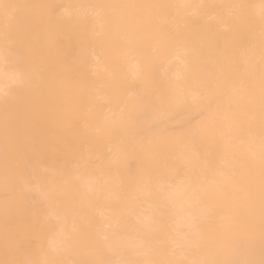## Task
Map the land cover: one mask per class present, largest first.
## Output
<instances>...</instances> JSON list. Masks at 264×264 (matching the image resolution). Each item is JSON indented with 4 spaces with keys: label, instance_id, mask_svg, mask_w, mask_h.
Wrapping results in <instances>:
<instances>
[{
    "label": "bare ground",
    "instance_id": "6f19581e",
    "mask_svg": "<svg viewBox=\"0 0 264 264\" xmlns=\"http://www.w3.org/2000/svg\"><path fill=\"white\" fill-rule=\"evenodd\" d=\"M0 2L59 6L54 13L44 7L21 9L11 25V40L7 43L0 13V90L8 83L6 68L33 67L43 73L40 87L13 88L7 106L3 91H0V260L41 259L44 258L42 250L47 258L54 259H118L120 257L99 253L90 246L88 238L95 235V229L110 224L108 235L117 232L126 235L130 242L147 228L158 229L156 235L162 237L164 231L186 216V211L181 210L189 207L188 184L192 181L199 183L203 206L207 208L200 216L201 232L205 236L223 233V241L218 242V258L252 259L259 264L264 258V243L258 202L255 208H249L237 176V187L229 189L234 191V199L224 206L217 188L223 183L222 178L217 175L216 184H213L204 180L202 171L205 157L222 162L225 172L233 169L234 156L241 162L252 159L253 154L248 151V133L255 137L258 146V104L254 110L240 107L236 111L231 135L210 134L190 146L176 136H152L143 149L137 147L129 151L127 167L122 174H135L142 164L150 167L155 176L152 195L143 194L127 180L119 184L115 174L109 173L110 164L105 157L110 152L111 138L105 135L104 129L106 122L114 119V113L125 104L131 107L136 96L146 90L166 95L170 86L179 82L193 92L205 89L215 92L223 77L246 61L254 66L258 96L264 45L260 19L262 0ZM101 4L174 7L150 10L151 27L138 30L113 26V17L119 10L88 7ZM199 4L251 7L215 10L225 17L226 23L215 18L208 9L179 7ZM213 36L218 38V43L212 42ZM185 41L189 47L187 54ZM133 50L135 56L127 55ZM213 80L217 84L209 88ZM242 95L243 92L233 93L228 87L223 89L225 99L229 96L239 99ZM195 111L191 103L172 106L158 128L177 127ZM156 123L155 113L138 114L136 126L128 134L121 133L120 139L131 143L133 135L150 136L141 129ZM6 133L17 141L19 154L31 157L32 168L39 175L47 176L49 182L59 186L61 175L68 174V184L64 193L57 196V201L61 208L74 199L78 202L80 216L75 219V225L85 236L80 249L58 255L49 248L50 229L58 224L55 215L59 213H54L47 202L31 196L19 206L15 202L13 171L19 173L21 169L15 168L16 158L11 154L6 165ZM152 149H159L156 160L146 159V152ZM236 171L242 169L237 167ZM207 175L211 176L212 172ZM77 193L82 195V200L77 198ZM196 211L199 214V210ZM72 223L69 217V224ZM230 224L234 226L229 227ZM237 241L246 246L232 254L231 247ZM201 256L193 252L189 258ZM124 258L147 257L129 249Z\"/></svg>",
    "mask_w": 264,
    "mask_h": 264
},
{
    "label": "snow or ice",
    "instance_id": "6c2138e0",
    "mask_svg": "<svg viewBox=\"0 0 264 264\" xmlns=\"http://www.w3.org/2000/svg\"><path fill=\"white\" fill-rule=\"evenodd\" d=\"M27 7H44L55 12L59 6L43 5L28 6L16 3L0 2V13L4 21V39L5 42L11 40L10 28L17 14L21 9ZM92 9H112L119 10L113 17V26L117 29L135 28L146 30L151 27L150 10L163 7H174L168 5H148V4H101L89 5ZM179 7H188L194 9H208L215 18L221 22H227L222 14L216 13L217 9L243 10L251 6L244 4L235 5H181ZM260 19L262 25V35H264V0L260 5ZM197 21H190L194 23ZM213 43H218L216 36L212 37ZM185 54L189 51L187 42L184 46ZM195 51V49H191ZM129 56H135V51L127 53ZM261 68L258 82V96L256 91V79L253 71L254 66L246 61L241 67L233 68L224 77L222 83L215 92L205 89L203 92H193L189 87L179 82L170 86L166 95L156 94L154 91H147L144 94L136 96L135 103L129 107L125 104L114 113V119L105 124V135L111 138V148L109 154L105 157L109 161V173H114L119 184L123 185L125 180L129 185H135L136 188L145 195H152V184L155 179L150 167L142 164L135 174L123 175V170L127 167V155L129 151H135L137 147L143 149L145 143L151 141V137L163 138L166 135L176 136L181 139L186 146L194 145L197 140H203L210 134L231 135L235 126L236 111L240 107H246L254 110L258 104L260 116V135L258 146L256 139L251 132L248 133V151L252 152V159L241 162L233 157L234 166L229 172H225L222 162L213 161L210 157H205L202 171L205 173L204 180L216 184V176L219 175L223 183L217 185L219 196L224 206H227L234 199V191L237 187L236 177H240L242 190L248 202L250 209L259 204L260 234L262 243H264V45L261 50ZM6 83L3 91L5 104H8V98L12 94V89L31 88L34 85L40 87L43 83V73L39 68L23 67L5 69ZM146 80H148L146 76ZM179 81V78H177ZM150 84L151 81L148 80ZM217 81L211 82L216 86ZM228 87L233 93L243 92L239 99H233L231 96L223 98V89ZM241 101L243 103H241ZM191 103L195 114L190 119L181 123L177 127L158 128V124L164 123L167 111L170 107ZM153 112L157 116L156 124H149L147 128H142L141 132L150 133V136L131 137V143L127 139H120L121 133L128 134L136 126V117L138 114H147ZM198 117L200 118L198 120ZM193 121H197L193 123ZM7 127V122H6ZM156 129V130H154ZM242 131V129H239ZM243 144V141H241ZM12 158H16L15 168H20L19 173L13 171V195L17 205H21L28 197L36 198L47 202L55 215L58 224L50 229L48 237V246L56 254L71 253L81 248L85 242L84 232L75 225V219L80 216L78 202L74 199L71 203L61 208L57 196L64 193L65 186L68 184L69 177L67 173L61 175L59 186L48 181L47 176L39 175L32 168L31 157L20 155L15 138L7 135L5 137V161L6 165ZM196 155V154H194ZM159 156V149H152L146 152V159L156 160ZM239 167L242 171L237 172ZM30 169H32L30 171ZM211 171L212 175L207 173ZM171 185H169L170 187ZM163 185L161 189H163ZM190 201L186 216L178 220L175 226L170 230L163 232L162 237L156 235L158 229L147 228L140 232L134 241L130 242L126 235L112 232L108 235V230L112 227L105 224L103 228H96L95 235L88 238V243L97 252L102 254H111V256L120 257L98 258L92 260L76 259H54L47 258V254L42 250L41 259L25 260H0V264H257L252 259H228L218 258L220 248L218 242L223 241V233L216 232L205 236L199 227L201 214L207 212L203 206L201 197V188L198 182L190 181L188 184ZM7 195V193H6ZM77 198L83 199L80 193ZM196 210H199V214ZM7 211V209H6ZM69 217L73 223L69 224ZM234 225H229L232 227ZM89 227L91 223L89 222ZM246 245L237 241L231 247V253H238ZM129 249L134 250L135 254L147 257L145 259L124 258ZM193 252L201 253V258H189ZM264 255V247H262ZM264 264V258L259 261Z\"/></svg>",
    "mask_w": 264,
    "mask_h": 264
}]
</instances>
